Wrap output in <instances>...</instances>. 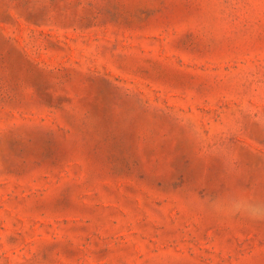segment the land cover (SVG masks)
<instances>
[{
  "label": "rangeland",
  "instance_id": "1",
  "mask_svg": "<svg viewBox=\"0 0 264 264\" xmlns=\"http://www.w3.org/2000/svg\"><path fill=\"white\" fill-rule=\"evenodd\" d=\"M264 0H0V264H264Z\"/></svg>",
  "mask_w": 264,
  "mask_h": 264
},
{
  "label": "clouds",
  "instance_id": "2",
  "mask_svg": "<svg viewBox=\"0 0 264 264\" xmlns=\"http://www.w3.org/2000/svg\"><path fill=\"white\" fill-rule=\"evenodd\" d=\"M215 211L230 215H240L250 220L264 219V202L249 200L243 196L219 198L212 202Z\"/></svg>",
  "mask_w": 264,
  "mask_h": 264
}]
</instances>
